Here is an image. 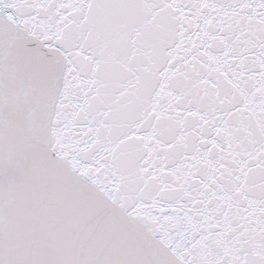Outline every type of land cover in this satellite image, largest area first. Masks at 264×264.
I'll return each mask as SVG.
<instances>
[{
	"label": "snow or ice",
	"instance_id": "6c2138e0",
	"mask_svg": "<svg viewBox=\"0 0 264 264\" xmlns=\"http://www.w3.org/2000/svg\"><path fill=\"white\" fill-rule=\"evenodd\" d=\"M0 264H264V0H0Z\"/></svg>",
	"mask_w": 264,
	"mask_h": 264
}]
</instances>
